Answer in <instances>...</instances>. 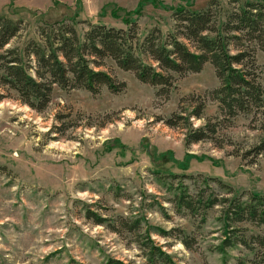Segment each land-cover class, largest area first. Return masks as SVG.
Wrapping results in <instances>:
<instances>
[{
	"label": "rangeland",
	"instance_id": "374dc122",
	"mask_svg": "<svg viewBox=\"0 0 264 264\" xmlns=\"http://www.w3.org/2000/svg\"><path fill=\"white\" fill-rule=\"evenodd\" d=\"M251 1L0 0V17L20 25L3 51L40 42L43 22L65 20L82 37L90 23L126 30L133 21L142 40L153 29L174 32L177 8L210 9L220 27ZM253 59L248 70L264 91V54L256 50ZM96 70L123 83L121 91L102 87L93 95L55 86L40 112L0 85V264H105L108 258L163 264L147 260L148 241L169 256L167 264H251L255 252L241 245L222 249V206L191 214L172 200L181 192L193 198L264 196V153L246 155L264 138V110L226 120L208 94L219 86L208 63L197 74L174 76L166 94L110 60ZM198 98L203 108L197 119ZM174 116L188 123L166 126ZM207 121L218 124L211 139L188 144L190 130ZM87 211L105 223L95 224ZM119 220L137 224L136 230L119 228ZM232 228L245 230L246 239L264 236L250 224Z\"/></svg>",
	"mask_w": 264,
	"mask_h": 264
},
{
	"label": "trees",
	"instance_id": "16d2710c",
	"mask_svg": "<svg viewBox=\"0 0 264 264\" xmlns=\"http://www.w3.org/2000/svg\"><path fill=\"white\" fill-rule=\"evenodd\" d=\"M172 12L174 32L166 35L153 29L139 40L135 23L130 21L125 23L126 30L90 23L81 37L74 26L61 20L43 22L40 42L33 40L23 50L5 51V46L20 31V25L0 17V85L14 90L20 102L40 112L49 103L55 86L61 90L81 89L93 95L102 87L113 94L119 93L123 83H117L104 71L96 70L104 67L105 60L112 61L121 71L133 73L140 83L159 88L164 94L172 87L174 76L197 74L208 63L219 82V86L208 94L226 120L264 110L263 88L257 83L254 72L248 70V66L252 68L250 70L254 69L255 51L264 54L263 1L244 2L226 16L220 27L215 12L210 9L192 11L181 7ZM142 56L151 63H145ZM202 103L198 98V105L192 113L194 118L200 117ZM182 120L188 123V118L174 116L166 126L175 127ZM216 127L218 124L207 121L202 128L191 129L186 142L191 144L211 139ZM261 153H264V138L246 155ZM172 203L178 211L182 209L191 214L222 206L225 222L222 249L241 245L255 252L251 264H264V236L251 235L246 239L245 230L232 228L233 225L250 224L264 229V196L249 193L244 199L204 198L199 194L193 198L181 192ZM87 217L93 218L95 224L105 223L92 212L87 211ZM136 225L123 220L117 223L119 228L129 232L136 230ZM117 226L109 224L113 232L119 231ZM144 247L148 251L149 263L170 262L169 256L150 241ZM105 264L123 263L108 258Z\"/></svg>",
	"mask_w": 264,
	"mask_h": 264
}]
</instances>
